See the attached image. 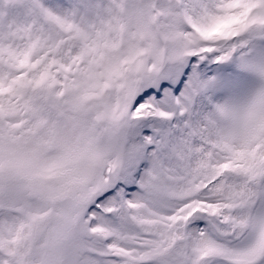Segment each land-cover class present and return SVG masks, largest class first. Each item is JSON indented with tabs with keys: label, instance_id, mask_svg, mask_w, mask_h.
I'll use <instances>...</instances> for the list:
<instances>
[{
	"label": "snow or ice",
	"instance_id": "obj_1",
	"mask_svg": "<svg viewBox=\"0 0 264 264\" xmlns=\"http://www.w3.org/2000/svg\"><path fill=\"white\" fill-rule=\"evenodd\" d=\"M0 264H264V0H0Z\"/></svg>",
	"mask_w": 264,
	"mask_h": 264
}]
</instances>
